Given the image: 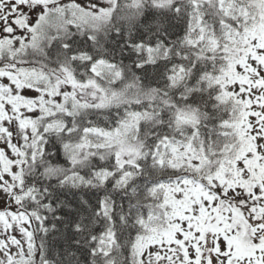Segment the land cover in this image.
Segmentation results:
<instances>
[{
  "label": "snow or ice",
  "instance_id": "1",
  "mask_svg": "<svg viewBox=\"0 0 264 264\" xmlns=\"http://www.w3.org/2000/svg\"><path fill=\"white\" fill-rule=\"evenodd\" d=\"M0 264H264V0H0Z\"/></svg>",
  "mask_w": 264,
  "mask_h": 264
}]
</instances>
